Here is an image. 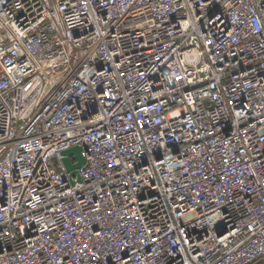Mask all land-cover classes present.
Listing matches in <instances>:
<instances>
[{
	"label": "built area",
	"instance_id": "obj_1",
	"mask_svg": "<svg viewBox=\"0 0 264 264\" xmlns=\"http://www.w3.org/2000/svg\"><path fill=\"white\" fill-rule=\"evenodd\" d=\"M263 260L264 0H0V264Z\"/></svg>",
	"mask_w": 264,
	"mask_h": 264
},
{
	"label": "water",
	"instance_id": "obj_2",
	"mask_svg": "<svg viewBox=\"0 0 264 264\" xmlns=\"http://www.w3.org/2000/svg\"><path fill=\"white\" fill-rule=\"evenodd\" d=\"M75 155L78 159L76 163L71 161V155ZM65 158L63 159L64 165L67 171L70 172V176L79 175V169L86 163V158L82 154V149L79 146L72 147L64 151ZM80 180V178H79Z\"/></svg>",
	"mask_w": 264,
	"mask_h": 264
},
{
	"label": "crops",
	"instance_id": "obj_3",
	"mask_svg": "<svg viewBox=\"0 0 264 264\" xmlns=\"http://www.w3.org/2000/svg\"><path fill=\"white\" fill-rule=\"evenodd\" d=\"M264 261V260H263ZM263 261L259 262L258 264H263Z\"/></svg>",
	"mask_w": 264,
	"mask_h": 264
},
{
	"label": "rangeland",
	"instance_id": "obj_4",
	"mask_svg": "<svg viewBox=\"0 0 264 264\" xmlns=\"http://www.w3.org/2000/svg\"><path fill=\"white\" fill-rule=\"evenodd\" d=\"M263 264H264V261H263Z\"/></svg>",
	"mask_w": 264,
	"mask_h": 264
}]
</instances>
